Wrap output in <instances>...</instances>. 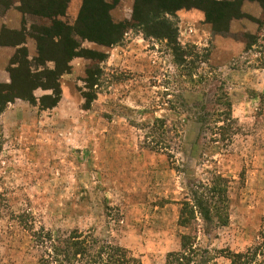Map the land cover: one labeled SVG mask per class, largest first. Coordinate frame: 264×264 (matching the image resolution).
I'll list each match as a JSON object with an SVG mask.
<instances>
[{"label":"rangeland","instance_id":"374dc122","mask_svg":"<svg viewBox=\"0 0 264 264\" xmlns=\"http://www.w3.org/2000/svg\"><path fill=\"white\" fill-rule=\"evenodd\" d=\"M117 1L113 20H131L135 0ZM241 11L245 17L233 20L223 38L243 43L251 34L256 45L231 47L229 57L212 38L191 33L182 10L167 17L177 28L176 43L148 38L138 28L109 48L81 42L107 57L97 65L75 58L60 80L55 108L21 99L0 106V264H43L33 237L41 228L108 241L143 264H165L188 233L179 225L186 186L207 183L213 173L228 181L227 211L218 212L226 216L215 218L221 221L212 236L199 234L200 244L217 264H229V251L264 239L263 10L245 1ZM77 15L67 12L63 20L73 24ZM90 65L103 74L97 99L86 108L81 80ZM50 93L33 95L39 100ZM225 98L236 121L230 142L211 134L213 124L208 130L191 121L200 109H222ZM156 119L173 130V158L145 145Z\"/></svg>","mask_w":264,"mask_h":264},{"label":"trees","instance_id":"16d2710c","mask_svg":"<svg viewBox=\"0 0 264 264\" xmlns=\"http://www.w3.org/2000/svg\"><path fill=\"white\" fill-rule=\"evenodd\" d=\"M4 1H7V5L10 3V0ZM19 1L21 11L32 22L30 35L37 42V57L29 60L25 49L16 52L9 67L11 82L9 85H0V106L21 99L35 106L38 102L42 110L53 109L60 102V80L71 73V62L75 58H86L97 65L107 57L98 51L82 49L81 42L109 48L120 44L130 29L138 28L148 38L176 43L177 28L167 17L176 16L182 10L203 12L205 22L212 26L213 34L227 37L230 35V23L245 17L241 11L245 1L258 2L264 20V0H135L131 20L121 22H115L111 15L118 4L117 0L113 3L107 0H82L73 24L63 20L71 0ZM256 23L262 24L259 20ZM241 41L253 47L257 39L255 35L248 34ZM174 53L176 58L182 60L184 52L181 47H174ZM48 64L52 67H48ZM102 74L100 67L90 65L86 77L81 80L88 90L82 93L86 108L97 99L98 81ZM37 89L51 93L36 100L33 92ZM193 116L191 121L203 129L209 130V125L213 124L211 134L219 136L223 142H230L237 134L233 127L236 121L232 116V104L227 98L222 109L215 112L200 109L199 112H193ZM155 122L149 127L145 145L151 151L162 152L173 158L168 140L173 130L159 119ZM227 182L220 174L213 173L207 183L200 181L186 186L188 193L182 203L179 225L188 233L181 236L180 249L166 255L165 264H217L209 248L200 244L199 234L212 236L221 221L216 223L215 218L226 216V213L222 216L218 212L227 211ZM222 222L226 224V221ZM33 237L35 245L42 251L40 260L43 264H143L132 251L90 236L72 233L62 237L41 228L33 233ZM228 258L229 264H264V239L242 252L229 251Z\"/></svg>","mask_w":264,"mask_h":264},{"label":"crops","instance_id":"0c3cea01","mask_svg":"<svg viewBox=\"0 0 264 264\" xmlns=\"http://www.w3.org/2000/svg\"><path fill=\"white\" fill-rule=\"evenodd\" d=\"M80 6V0H71L68 14L70 13L72 16L78 14ZM20 7L19 0H10L8 5L7 1L0 0V83L11 82L9 67L18 50H27L29 60L37 57V42L30 35L32 22L28 15H24ZM184 15L192 26L191 33H197L201 40L212 38L220 48L219 50L222 51V55L226 53L229 57L231 47H236L238 50L245 48L243 43L214 35L212 26L205 22L203 12L191 10L186 11Z\"/></svg>","mask_w":264,"mask_h":264}]
</instances>
